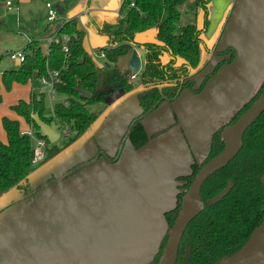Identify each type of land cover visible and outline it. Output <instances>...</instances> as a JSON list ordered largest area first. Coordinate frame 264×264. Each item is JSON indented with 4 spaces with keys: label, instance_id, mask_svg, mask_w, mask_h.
<instances>
[{
    "label": "water",
    "instance_id": "95a60500",
    "mask_svg": "<svg viewBox=\"0 0 264 264\" xmlns=\"http://www.w3.org/2000/svg\"><path fill=\"white\" fill-rule=\"evenodd\" d=\"M55 7L58 13L62 12L59 5ZM200 14L199 19H202L201 11ZM85 15L97 14L89 12ZM86 16L73 17L84 23L83 17ZM263 16L264 0H235L222 34V40L235 49L233 60L210 79L199 93L180 103L175 111L178 114L177 122L163 132L154 137L147 134V142L139 147H134L127 139L122 148L120 139L129 121L140 110L137 101L140 87L135 86L126 93L117 91L105 99L107 106L83 133L34 168L17 185L0 191V264H114V253L108 251L120 244L126 245L130 235L118 231L123 230L124 222L131 214L152 204L140 202L127 214L122 213L136 199L145 198L147 193L152 197L150 200L156 197L153 192L168 180L164 174L174 165L173 158L187 147L181 130L194 128L225 109L230 104L229 98L248 79L258 77L264 67ZM57 25L59 22L48 33H53ZM88 28L91 26L86 27V33ZM47 46L48 42L40 43L43 54ZM84 46L94 62L99 63L92 51ZM16 65H20V62L17 61ZM139 66L137 50L132 48L128 69L135 71ZM33 78H36V73ZM263 82L264 74L254 92L263 84L257 99L235 122L226 125L254 94L220 119V125L213 131L223 126V148L194 175L168 229L164 214L175 207L177 193L182 190L177 189L174 203L162 211V235L152 247L151 256L143 257L141 264L152 262L167 229V238L156 264H175L181 236L187 224L203 208L200 190L204 180L236 155L242 145L244 131L264 110ZM75 90L80 98L88 97V92L78 86ZM159 112L160 109H156L149 117L153 118ZM31 117L41 137L49 143L59 140L58 123H47L36 112ZM210 139L211 135L207 152ZM117 148L115 158L104 157L105 152L113 156ZM100 153L103 157L99 156ZM191 165L172 175L171 181L189 175ZM261 181L264 185V175ZM183 183L176 181L178 185ZM231 185L229 181L209 200V204L224 197ZM26 187L28 190L24 193ZM118 237L123 239L121 243ZM127 260L131 262L129 256ZM215 264H264V210L260 223L252 230L247 241L235 252L222 256Z\"/></svg>",
    "mask_w": 264,
    "mask_h": 264
},
{
    "label": "trees",
    "instance_id": "16d2710c",
    "mask_svg": "<svg viewBox=\"0 0 264 264\" xmlns=\"http://www.w3.org/2000/svg\"><path fill=\"white\" fill-rule=\"evenodd\" d=\"M208 2L121 0L116 12L88 16L84 23L77 17L64 21L57 34L68 36L66 53L62 51L60 43H48L43 54L38 40L28 41L20 65L2 71L0 90H10L14 82L25 84L33 79L35 73L36 78H40L47 77L49 71L57 70L59 80L53 84V88L65 99L55 102L52 114L47 116L45 93H32L28 101L19 99L10 105V110L18 118L0 116V126L5 134L4 139L0 137V191L17 185L36 166L83 133L99 114L92 107L105 102L107 96L117 91L129 92L139 84L137 101L143 114L156 105L160 98L172 99L178 89L189 87L192 82L187 76L186 67H194L198 61L201 43L199 36L208 26ZM198 10L202 12L200 27L197 23ZM182 16H185V22L181 21ZM89 26L106 37V45L99 50L104 53L108 65L94 62L84 46L86 27ZM151 28H154V41H135L138 33ZM133 47L144 51L143 66L137 72L118 64ZM229 51L230 56L224 60L227 63L233 60L235 54L233 47H229ZM164 54L167 55L165 62L161 60ZM177 60H180L179 64ZM220 64L217 63L215 69ZM134 72L136 79L131 82L129 78ZM203 85L204 82L194 91H199ZM76 86L87 91L88 97L80 98ZM262 86L229 122L236 121L249 108L260 94ZM35 112L43 121H55L67 129L68 134H63L64 140L60 144L49 143L41 137L31 117ZM19 118L29 125L30 130L22 129ZM131 123L128 139L134 147H139L147 142L148 137L137 120ZM33 136L44 141L42 158L37 164L31 162ZM222 147L219 127L211 135L209 150L203 162L214 157ZM203 162L199 165L194 162L191 173L178 178L185 180V183L177 193L175 207L164 214L168 229L180 209L184 191ZM263 175L264 110L244 131L242 145L236 155L204 180L200 190L203 208L187 224L180 239L175 264H215L222 256L235 252L247 241L252 230L260 223L264 210ZM229 181L232 185L227 194L216 203L209 204V200ZM167 232L149 264L157 263Z\"/></svg>",
    "mask_w": 264,
    "mask_h": 264
},
{
    "label": "crops",
    "instance_id": "0c3cea01",
    "mask_svg": "<svg viewBox=\"0 0 264 264\" xmlns=\"http://www.w3.org/2000/svg\"><path fill=\"white\" fill-rule=\"evenodd\" d=\"M3 1H4L3 7H5L6 9L12 8L13 2H14L13 0H11V5H7L6 3L7 0H3ZM30 1L31 0H17L16 4H18L19 2L30 3ZM234 2L235 0H210L208 4L209 25H208V29L206 30V32L203 33V39L206 42H210L216 39L218 37L219 31L222 30L224 23L226 26V22L228 20L226 17L228 13L230 12ZM120 3H121V0H61V4H59V6L62 8V12H60L61 17H58L59 20H56L57 19V16H56V19L53 22L48 21V25H47L48 29L46 28L47 29L46 33H42L39 36H35V37L28 36L27 37L28 39L26 40L25 45L23 46L21 50L24 49L27 42L30 41L31 39L38 40L40 43L47 42V39L59 28L60 24L73 16H82V15L86 16L85 14H88L89 12L96 13L97 15L101 16L103 13H106V12H116L119 8ZM27 12L30 15V18L34 16L31 10H27ZM198 14L200 18L201 16L200 11H198ZM86 18L87 16L83 17L84 20H86ZM58 22H59V25L55 27L54 32L49 34L48 33L49 30H51V28ZM33 32L35 34L38 33L37 31H33ZM153 33H154L153 28L140 32L136 35L135 40L140 41V42L146 41V40H152ZM222 34H223V31L220 34L221 45H227V43H225L222 40ZM86 39H88L87 48H89L92 51L93 55L96 54L97 59L99 60V63H106L105 58L100 57L98 55L100 51L99 50L100 46L106 45L107 43L106 37L98 34L97 37L93 39V34H91V37H90V34H87ZM136 50L139 56V61H140V66H141L142 51L140 49H136ZM128 59H129V56H126V55L123 56L119 61L120 65L127 66ZM11 61H13V66L7 69H13L19 66V65H16V62L18 60L11 59ZM7 64L5 66H9ZM226 65L221 66L219 70L210 79H212ZM7 69L6 68L0 69V75L2 71L7 70ZM263 74H264V67L259 72L258 77H251L250 79H248L243 85V87L237 92H235V94H233L229 98L231 102L229 101L230 104L226 106L225 109L221 110L220 112H218L217 114L213 116H210L209 118L204 120L200 125H197L194 128H188L187 130H181L183 138L185 139L187 143V147L173 158V160L175 161L174 165L171 167V170L169 172L164 174V178H167L168 180L163 182L161 187L160 188L158 187L153 192L155 194L154 196L156 197L153 198V200H150V198L152 197L150 196L149 193H147L145 198L143 197V199H136L135 201L132 202V205H128L127 210L125 212L123 211L122 214H127L128 210H130L133 207H136L135 205L139 204L140 202H150L152 204L150 207L141 209L138 212L136 211L135 212L136 214H131V216H129L125 220L124 222L125 226L123 230L118 231V233L122 232V233H125V235L126 234H130V235H128L127 240L125 239L126 245L121 246L120 244L118 247L115 246L112 250L108 251V252L114 253L113 255L114 264H125V263L141 264L140 260L143 257L147 256L146 258H149L151 256L152 247L155 244H157V242L160 239V236L162 235L163 229H164V219L162 218V211L166 207H170L174 203L176 191L178 188H180L179 185L176 184V181H178L179 179H175V181H171V178H173L176 172L178 173L188 168V166L191 165V163H194V162L199 163L201 162V160L204 159V156L207 153L210 135H212V133L214 132L213 130L218 125H220V119L225 118L224 116L226 113L228 114L229 112H231L230 110H235L238 106H240L241 103H243L245 100H247L249 97H251L254 94L255 90L259 86V83L261 81ZM210 79L207 81V83L210 81ZM30 81H28L25 84L14 82L10 90L8 91L4 90L5 93H8L9 96L8 95L7 96L9 98H8V101H6L5 103L4 110L6 113H1L0 116L8 115L9 114L8 112L10 111V105L17 102L19 99H24L27 101L30 99L33 93V89L29 87L28 85ZM136 86L140 87V85H136ZM50 89L51 88L48 85V92H47L48 94L50 93ZM0 93H1V90H0ZM54 94L55 93H53V95ZM53 95L51 94L50 96H53ZM191 95H194V93L185 91L181 93L179 97L171 105L168 103H162L158 108H156V109H160V112L159 114H157V116H153V118L152 117L150 118L149 115L152 114L153 112L150 113L142 121L146 133L148 135H151L153 132L163 130V129L165 130L170 125L177 122L178 114L175 112L176 108L180 106V103L182 101H186L187 98L190 97ZM60 96L62 97V95ZM2 101H3V96H2ZM106 106H107V103H106ZM168 111L172 115L171 117ZM19 120L21 122L23 130H30L28 124H26L21 118H19ZM118 123H121V122H118ZM0 128L4 135V136L1 135L0 137L4 139L5 138L4 131L1 126ZM147 199L150 201H147ZM122 240H123L122 238L118 239L120 243ZM128 256L130 257L131 262L127 260Z\"/></svg>",
    "mask_w": 264,
    "mask_h": 264
},
{
    "label": "rangeland",
    "instance_id": "374dc122",
    "mask_svg": "<svg viewBox=\"0 0 264 264\" xmlns=\"http://www.w3.org/2000/svg\"><path fill=\"white\" fill-rule=\"evenodd\" d=\"M12 8L6 9L3 7V0H0V69L11 68L13 66V61H11L9 57L10 51L21 50L25 45L28 36H39L42 33L47 32L48 20L46 17V8L45 1L46 0H31L30 3H21L16 4L17 0H13ZM54 6L61 4V0H48ZM27 10H31L34 14L32 18L28 14ZM230 12L228 13V15ZM58 17H61L60 13L57 14ZM264 17V16H263ZM182 22H185V16H182ZM264 22V19H263ZM49 27V26H48ZM264 27V24H263ZM47 28V29H46ZM33 31H37L38 33H34ZM87 34H93V39L97 37V33H95L94 29L88 28ZM94 41V40H93ZM84 44L88 45V39H85ZM97 49V48H96ZM95 49V50H96ZM94 50V51H95ZM94 58L97 59L96 54H94ZM8 63V64H7ZM9 66H5V65ZM29 87L33 89L34 94L40 93V91L45 93V115L49 116L52 114L53 104L59 100H64L65 98L60 96L57 92L53 96H50L48 92V85L42 84L39 81V78H33L29 83ZM3 101L0 103V114L5 112V103L8 101V93H5L4 90H1ZM10 94V93H9ZM8 95V96H7ZM98 109H97V108ZM96 107H92L93 110H96L98 113L101 112L105 108L104 104H97ZM11 118H17L18 116L13 112H8ZM62 130V127L59 129ZM3 135V132L0 128V136ZM4 136V135H3ZM64 140V135L61 134L57 143H61ZM36 147V140L32 138V148ZM37 167V166H36Z\"/></svg>",
    "mask_w": 264,
    "mask_h": 264
},
{
    "label": "flooded vegetation",
    "instance_id": "af4514ba",
    "mask_svg": "<svg viewBox=\"0 0 264 264\" xmlns=\"http://www.w3.org/2000/svg\"><path fill=\"white\" fill-rule=\"evenodd\" d=\"M209 2H210V0H209ZM209 2H208V4H209ZM198 11H200V10H198ZM198 11H197V23H198V27H200L201 24H202V19H199ZM228 17H229V15H227L226 18L228 19ZM200 20H201V22H200ZM208 25H209V9H208ZM224 26H225V23H224ZM224 26L222 27V30L219 31L218 37L216 36L217 38L214 39V40H212V41H210V42H206L203 39V33L206 32V30L208 29V26H207V28H206L205 31L201 32V34L199 36L200 39H201V43H200V47H199V58H198V61H197L196 65L194 67H190V66H187L186 67L187 76H188V78L192 82L191 85L189 87H184V88H182L180 90L178 89L176 96L174 98H172V99H170V98L168 99V98H164V97L163 98H160L158 100V102L156 103V105H154L149 111H147V112H145L143 114L141 113L142 109L140 108V110L138 111V113H136V115L133 117L132 121L133 120H137L141 124V126H142V128H143V130H144V132H145L146 135H147V133H146V131L144 129V126H143L142 121L151 112H153L156 108H158L162 103H168V104L171 105L179 97V95L181 93L185 92V91H189V92L194 93V94L199 93L204 88V86L206 85L207 81L219 70V68L221 66H223V65L228 64L227 62H224V60H226L230 56L229 47H231V46H229V45H221V42H220V34L222 33ZM153 35H154V33H153ZM146 41H154V38L152 40H146ZM133 48L140 49L142 51V63H141V66H140V68H142V66H143V58H144V56H143L144 55V51L141 48H137V47H133ZM129 53L127 54V56H129ZM234 56H235V54H234ZM104 58H105V56H104ZM161 60L163 62L167 61V55H165V54L162 55ZM219 62H221V64L215 69V67H216L215 65L217 63H219ZM179 63H180V60H177V64H179ZM118 64H119V66L122 67V65H120V63H118ZM126 67H128V65ZM140 68H138V70ZM202 82H204L203 87L199 91H194L195 89H197L201 85ZM137 85H139V84H137ZM256 93H254V95ZM109 96H107V97H109ZM101 104H104L106 106V102H103ZM132 121H129L128 126H127V129L124 132V134L122 135V138L120 139L119 145L122 142V148H123L124 144L126 143V140L128 139V133L131 130V126H132V123L131 122ZM230 123H233V122H228V123H226V125L227 124H230ZM222 128H223V126L220 127V130L221 131H222ZM163 131H164V129L163 130H159V131H155V132H153L151 134V137H154V136L158 135L159 133H161ZM147 137H148V135H147ZM223 146H224V142H223ZM117 154H118V148L114 151L113 156L112 155H108L107 152H105L103 155L106 158L109 157V158L113 159V158H115L117 156ZM99 156H102L101 153L99 154ZM204 159H205V157H204ZM201 163H197L196 162V164H198V165L201 164ZM203 164H204V162H203ZM179 181H182V182L185 183V180H183V179H179ZM181 185H179V187ZM27 190L28 189L26 187L24 193H26Z\"/></svg>",
    "mask_w": 264,
    "mask_h": 264
},
{
    "label": "built area",
    "instance_id": "2783aa9c",
    "mask_svg": "<svg viewBox=\"0 0 264 264\" xmlns=\"http://www.w3.org/2000/svg\"><path fill=\"white\" fill-rule=\"evenodd\" d=\"M6 3H7V5H11V0H7ZM45 6H46V12H47V14H46L47 20L49 22H53L56 19V16L58 14L57 9L50 1H46ZM57 30L47 39V42L48 43H56V44L60 43L62 51L64 53H66L68 51V46H67V38H68V36L65 35V34L58 35L57 34ZM98 55L100 57H104V53L101 50L99 51ZM9 57L11 59L18 60L19 62H22L23 59H24V52H23V50L10 51L9 52ZM136 72L131 74V76L129 78L131 82L135 81ZM58 80H59V76H58V71L57 70L49 71V74H48L47 77L46 76H41L39 78V81L42 84H47V85L50 86V88H51L50 89V93H49L50 95L51 94L53 95V93H55L54 88H53V84L55 82H57ZM28 132L30 133V131H28ZM60 134L67 135L68 134L67 129L66 128H62V130L60 131ZM35 139H37V138H35ZM43 146H44V141L41 140V139H37L36 140V147L33 149L32 158H31V162L33 164L38 163V161L42 158V150H41V148Z\"/></svg>",
    "mask_w": 264,
    "mask_h": 264
}]
</instances>
